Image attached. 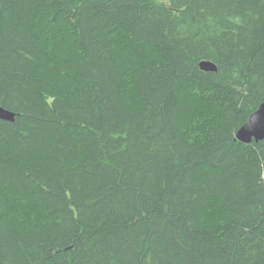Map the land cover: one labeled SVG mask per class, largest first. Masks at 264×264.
<instances>
[{"label":"trees","instance_id":"obj_1","mask_svg":"<svg viewBox=\"0 0 264 264\" xmlns=\"http://www.w3.org/2000/svg\"><path fill=\"white\" fill-rule=\"evenodd\" d=\"M263 100L264 0H0V264H264Z\"/></svg>","mask_w":264,"mask_h":264},{"label":"water","instance_id":"obj_2","mask_svg":"<svg viewBox=\"0 0 264 264\" xmlns=\"http://www.w3.org/2000/svg\"><path fill=\"white\" fill-rule=\"evenodd\" d=\"M200 68L204 71H215L216 66L211 61H201ZM14 112L0 107V119L14 121ZM236 139L249 143L252 140L259 141L264 139V100L258 108L250 114L248 120L242 124L236 132Z\"/></svg>","mask_w":264,"mask_h":264}]
</instances>
